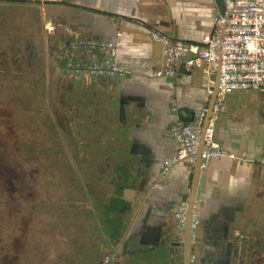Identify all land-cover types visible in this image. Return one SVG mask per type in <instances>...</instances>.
Segmentation results:
<instances>
[{"label":"crops","instance_id":"crops-1","mask_svg":"<svg viewBox=\"0 0 264 264\" xmlns=\"http://www.w3.org/2000/svg\"><path fill=\"white\" fill-rule=\"evenodd\" d=\"M1 7L20 14L38 10L43 30H30L28 50L48 58L50 46L52 65L69 52L70 40L91 37L117 41L129 70L116 85L85 74L70 80L75 181L83 184L92 211L78 226L73 219L80 206L71 201L70 237L85 239L86 259L101 264L110 254L129 264H183V253L173 256L163 237L172 225L173 241L184 238L176 213L196 189L200 225L193 264H264V165L258 163L264 156V90L227 94L216 123V138L248 161L223 158L203 169L188 161L165 165L178 147L172 127L198 122L213 101L209 88L216 91L219 82L217 74L183 65L176 76H156L165 46L152 32L201 44L213 32L220 0H4ZM47 20L55 24L54 34L46 31ZM70 193L76 198L77 188Z\"/></svg>","mask_w":264,"mask_h":264},{"label":"rangeland","instance_id":"rangeland-1","mask_svg":"<svg viewBox=\"0 0 264 264\" xmlns=\"http://www.w3.org/2000/svg\"><path fill=\"white\" fill-rule=\"evenodd\" d=\"M13 9L18 11L16 7ZM15 10L0 8V200L5 203L11 200L12 193L18 192L30 201L37 191L40 198L58 199L74 187L72 182L75 181L66 175L69 174L68 166L64 165L68 158L63 144L66 138L60 131L56 137L47 113L48 109L52 111L59 106L57 95L61 91L51 80L52 73L28 50L30 30L35 33L43 30L42 16L37 9H30L26 14ZM65 60L66 55L62 53L55 58V63L61 66ZM54 67L51 65L52 71ZM70 84L73 81H69ZM68 91L70 93V89ZM62 95L69 103L67 94ZM57 138L65 152L57 148ZM9 181L11 183L5 186ZM69 207L68 203L59 202H46L44 206L67 216ZM18 209L0 206V218H4V221L0 219V264L42 263L40 258L47 250L46 224L37 221L36 217L32 219L29 203L20 215ZM21 214L23 223L20 222ZM39 215L44 214L39 211ZM68 219L62 223L61 234L58 231L52 233L57 243L56 252L63 255H60L63 258L60 264H67L73 255V245L76 247L83 240L76 239L77 236L71 239ZM59 223L61 220L56 219L54 226L59 228Z\"/></svg>","mask_w":264,"mask_h":264},{"label":"built area","instance_id":"built-area-1","mask_svg":"<svg viewBox=\"0 0 264 264\" xmlns=\"http://www.w3.org/2000/svg\"><path fill=\"white\" fill-rule=\"evenodd\" d=\"M4 0H0V3ZM46 31L54 34L55 24L45 21ZM152 38L165 46V64L155 71L156 76H176L181 65L187 70L203 69L210 76L219 73L216 100L207 124L208 108L202 110L198 123H177L171 135L177 141L176 154L166 161L170 168L183 161L199 163L207 168L214 160L229 158L248 161L246 154L238 155L227 149L215 135L216 123L226 111V96L235 90H264V0H224V9L214 18L213 32L204 36L201 44L177 40L154 30ZM69 55L66 64L71 76L83 74L97 79L105 78L121 82L129 70L119 58V43L91 37L72 39L68 42ZM210 93H215L209 88ZM264 165V156L258 160ZM199 201L193 203L191 239L198 236L200 214ZM191 203L184 200L176 213L181 230L187 224ZM192 254V261L195 258ZM101 264H129L105 255Z\"/></svg>","mask_w":264,"mask_h":264},{"label":"trees","instance_id":"trees-1","mask_svg":"<svg viewBox=\"0 0 264 264\" xmlns=\"http://www.w3.org/2000/svg\"><path fill=\"white\" fill-rule=\"evenodd\" d=\"M57 136L59 137L58 132H56V137ZM58 141L59 140L57 138V142ZM60 142H58L59 144H57V146H58L57 148L59 150H61L62 152H65V149L63 148V145ZM64 165H66V164H64ZM68 168H70V167L68 166ZM10 183H11V181L5 182V186H8ZM13 183H15V182L13 181ZM58 183H59L58 185H60V186L62 185L61 182H58ZM72 183L74 184V187L77 188L78 196L76 198L71 197V193H70L71 188H70V189H68L69 191L67 194L62 195L58 199L51 198V199L47 200V199L40 198V193H39V191H37V194H35L34 198L30 201H29V199H27V200L25 199L22 192H21L22 196H19L18 192L12 193L11 194V197H12L11 200L9 199V200L5 201V203L0 200V206H4V207L8 206L9 208H12V207L19 208L18 209L19 215L23 211L25 205L27 203H29L30 207L32 209V211H31V215H32L31 217H33L32 219H34L36 217L37 221L43 222L46 224V228H47L46 233H47V238H48L47 242H46L47 250L46 251L44 250L45 254L42 255V257L40 258L42 263H38V264H55L56 259H58L56 264H60V260L62 261L63 255L60 254V255H62V256H60L58 251L56 252L57 243L54 241V239H53L54 235H52V233H53V231H58L61 234V232H62L61 230L63 228L62 223L64 222V220L68 219V217H69L68 220L70 223L71 211L69 212V216H67L65 213H61V214L58 213L57 214V212L51 210L50 208H46V209L44 208L46 202L68 203L70 205L71 201H77L79 206H80L79 210L77 212L78 218L76 219V217H74L73 221L78 222V224H79L78 226L82 225L86 221L87 218L89 219L92 216V211L91 210L89 211L88 207H87V199L85 196V188H84L83 184L79 180L73 181ZM23 184H24V182H23ZM3 197H1V198H3ZM69 210H71V209H69ZM39 211H42L44 215L40 216ZM60 216H63L62 219L60 218ZM23 217L24 216L22 215L21 219H20L21 223H23ZM0 219L2 221H4V218H0ZM56 219L61 220V223H59V226H58L59 228L54 226L55 225L54 221ZM55 229H57V230H55ZM21 233H22V231H21ZM85 242H86L85 239H83L82 242H79L76 244V247H75V245H73L74 248L71 249L73 255H71V257L67 261V264H92V261L90 259H86L87 255H85V254H87V245ZM59 244L61 247L63 246L62 243H59Z\"/></svg>","mask_w":264,"mask_h":264},{"label":"flooded vegetation","instance_id":"flooded-vegetation-1","mask_svg":"<svg viewBox=\"0 0 264 264\" xmlns=\"http://www.w3.org/2000/svg\"><path fill=\"white\" fill-rule=\"evenodd\" d=\"M46 35H47L48 41H50L48 33H46ZM49 44H50V42H49ZM66 53H67V57H66L65 62L61 66L56 65V67H58V68L56 69V67H54L55 68L54 71H52L53 68L51 69L52 62L48 61V63H46L47 60L51 61L54 57V54L51 51L50 46H49V50L47 52L48 58L44 57L43 55L41 56V54H38V53H36L35 55L37 56L36 60L45 69L47 68V70H49L52 73L53 77L51 78V80L53 81V83H55V86L57 87L58 91L60 90L62 93L67 94L66 97H67L69 103L66 102L65 97H63L62 93L59 92L57 95L59 97L58 101L60 102L59 106L57 108L55 107V109L52 111L50 109H48L47 113H48V116L51 118L50 127L54 131L56 130V132H58V134H59V131L62 132L66 138V141L63 144H64L65 148H67L68 158H65L64 162L66 165H68L70 167V168H66L69 170V174L66 173V175H69L68 179L73 180V179H75V177L77 176L79 171H77V167L75 164V158L72 156L74 149H73V144L71 143V140H70L71 139V125H72L73 118L71 116V109H70L71 103H70V97L69 96H71V94L68 91L70 89L68 82L70 80H74L73 79L74 76H71L67 73L66 64L68 61L69 52L66 51ZM66 53H64V54L66 55ZM56 179H59V178H56ZM197 240H198V236L196 237V239L194 241L191 239V260H192V254L194 253L195 247L197 245ZM179 242L181 244H178V246L174 247V250L172 251L173 256L175 255V257L182 254L184 251V238L182 240H180ZM194 254L196 257L192 261V264L198 260V256L196 255V253H194Z\"/></svg>","mask_w":264,"mask_h":264},{"label":"water","instance_id":"water-1","mask_svg":"<svg viewBox=\"0 0 264 264\" xmlns=\"http://www.w3.org/2000/svg\"><path fill=\"white\" fill-rule=\"evenodd\" d=\"M220 3H221L222 9H224V0H220ZM111 41L117 42L115 40H111ZM217 76H218V82H219V73L217 74ZM111 83L116 85L117 83H120V82H115V81L111 80ZM216 87H217L216 91H215V93L213 95V101L211 103V106L208 108L207 117L204 120V125L207 124V121H208L209 116H210V112H211V110L213 108V105L215 103V100H216L218 84H217ZM200 120H201V118L199 116L198 122ZM198 122H196V123H198ZM188 124H190V123H188ZM198 164L199 163H196V164H193V165L197 166ZM194 191H195L194 197H193V193L191 192L190 195H189V198H187V199L185 198V200H188L191 203V209H190V211L188 213L187 224H186V227L184 229L183 264H192V260H191V218H192V210H193L192 206H193V203L195 202V199H196V189ZM174 236H175L174 227L172 225H170L168 227V230H167L166 234L163 237L164 242H163L162 246H164L165 248H168L169 250L173 251L174 247L178 246V244H181L179 241H173ZM116 260H118V259H116Z\"/></svg>","mask_w":264,"mask_h":264}]
</instances>
